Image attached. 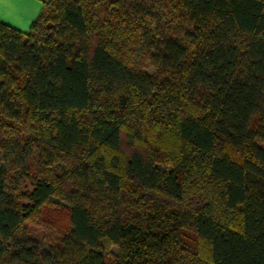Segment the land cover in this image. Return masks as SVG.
<instances>
[{
    "label": "trees",
    "instance_id": "obj_1",
    "mask_svg": "<svg viewBox=\"0 0 264 264\" xmlns=\"http://www.w3.org/2000/svg\"><path fill=\"white\" fill-rule=\"evenodd\" d=\"M52 198L70 225L46 246L24 224ZM0 264H264V0H48L27 33L0 22Z\"/></svg>",
    "mask_w": 264,
    "mask_h": 264
},
{
    "label": "rangeland",
    "instance_id": "obj_2",
    "mask_svg": "<svg viewBox=\"0 0 264 264\" xmlns=\"http://www.w3.org/2000/svg\"><path fill=\"white\" fill-rule=\"evenodd\" d=\"M140 49L137 54L133 57V61L138 66L153 74L154 69L151 66V60L146 55L147 42L143 39L139 44ZM151 135L148 139H151ZM153 139V138H152ZM126 148L124 149V151ZM129 151H125L127 154ZM163 170L169 168L162 165L160 166ZM58 171H60L58 169ZM8 190L12 192L19 202H23L22 197L26 192H31L33 189V180L24 178L20 173L16 171H10L7 176ZM70 225V211L65 203L58 198H52V201L47 203L42 209L31 219L24 224L26 232L36 240L44 243L46 246L55 238V236L61 234L63 231L68 229ZM188 243L194 248L198 247V241L193 236H189ZM120 254L118 246L113 245L110 247L107 257L109 260H116Z\"/></svg>",
    "mask_w": 264,
    "mask_h": 264
},
{
    "label": "crops",
    "instance_id": "obj_3",
    "mask_svg": "<svg viewBox=\"0 0 264 264\" xmlns=\"http://www.w3.org/2000/svg\"><path fill=\"white\" fill-rule=\"evenodd\" d=\"M46 1L48 0H30V3L26 5L6 3L3 10L0 11V22L27 33L42 12Z\"/></svg>",
    "mask_w": 264,
    "mask_h": 264
},
{
    "label": "snow or ice",
    "instance_id": "obj_4",
    "mask_svg": "<svg viewBox=\"0 0 264 264\" xmlns=\"http://www.w3.org/2000/svg\"><path fill=\"white\" fill-rule=\"evenodd\" d=\"M6 3H13L17 5H26L30 3V0H0V11L3 10Z\"/></svg>",
    "mask_w": 264,
    "mask_h": 264
}]
</instances>
